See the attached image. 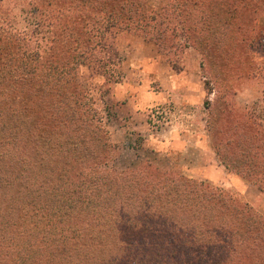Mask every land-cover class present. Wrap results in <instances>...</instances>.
<instances>
[{
    "label": "trees",
    "instance_id": "obj_1",
    "mask_svg": "<svg viewBox=\"0 0 264 264\" xmlns=\"http://www.w3.org/2000/svg\"><path fill=\"white\" fill-rule=\"evenodd\" d=\"M56 1L58 8L63 0ZM66 1L74 15L69 48L77 42L79 47L84 38L90 45L81 47L82 55L109 51L112 73L105 83L116 76L112 67L125 60L116 42L121 33L140 35L162 51L175 50L176 33H189V4L200 2L168 0L157 9L149 0ZM44 2L35 0L39 32L45 26ZM86 6L91 22L84 31L76 11ZM29 42L28 33L0 18V214L6 226L0 264H192L195 250H200L196 264H243L238 262L242 255L249 264H264L263 216L222 189L171 179L150 163L132 170L115 167L113 145L94 100L83 105L86 109L60 108L75 98L66 85L81 84L74 74L69 80L70 57L57 56L52 80L44 75L32 80V66L39 70L42 62L32 65L38 53L30 58ZM85 66L83 61L78 68ZM117 75L121 78V72ZM28 85L38 87L34 98ZM49 154L62 165L51 163ZM247 154L238 162L225 161L226 168L256 181L264 193ZM187 207L199 216L195 211L185 220L174 210ZM159 235L166 238L160 242Z\"/></svg>",
    "mask_w": 264,
    "mask_h": 264
},
{
    "label": "rangeland",
    "instance_id": "obj_2",
    "mask_svg": "<svg viewBox=\"0 0 264 264\" xmlns=\"http://www.w3.org/2000/svg\"><path fill=\"white\" fill-rule=\"evenodd\" d=\"M149 1L157 9L168 3V0ZM56 2L59 3L56 0H45L43 3L41 13L45 26L41 32L35 30L36 25L40 22L38 17L40 11H36L35 0H2L0 18L3 21L4 19L11 21L15 29L29 34L30 58L32 59V53H38V56L33 58L32 65H35L36 60L42 62L39 70L32 66V80H37L38 77L42 78L40 75H44L46 80H52L53 78L48 77L56 75L53 65L56 64L57 56L65 54L64 58L70 57V64H67L66 67L74 66V68L70 73L69 80H72L74 74L81 84L77 86L76 80L72 84L66 85L65 91L70 93L72 91L75 98L65 100L60 108L68 110L74 106L71 109H86L84 104L89 103V106H92L90 101L94 100V110H97L99 116L104 118L106 130L113 145L110 154L113 157L114 166L120 170H132L150 163L158 170L169 173L171 179L177 180L183 177L214 189H222L233 200L239 204H248L255 212L264 217V208L251 204L248 200L250 197L215 182L193 178V173L185 174L184 160H177L171 165L166 160L159 161L152 154L132 151L127 146L116 143L112 138V128L109 126L108 116L121 104L120 101L112 99V95L117 82L124 81L126 73L125 66L123 67L124 62L119 67H112L117 70V73L121 72V78H118L116 73L115 77L105 83L106 78H109L108 75L112 73V69L107 63L109 51L90 54L85 52L82 55L81 47L83 48L86 43L90 45L84 38L79 42V47L77 42L69 48L68 38L73 29L71 20L74 17L71 12L73 10L66 0H63L65 5L63 2L57 4L58 8H55ZM172 2L174 3V1ZM88 10L89 7L86 6L82 8V11H76V16L81 17L83 25L86 26L84 31L87 30L88 24L91 22L90 10ZM187 12L185 20L187 29H189L188 36L177 32L174 37L177 49L162 51L158 47V50L162 58L174 70L198 69L203 76L207 92L205 107L207 108L208 133L214 151L211 154L212 158L226 168L225 161L231 163L233 160L241 161L240 158L244 160L248 157L247 153L249 152V158L252 161L251 169L255 174H258L261 185L264 187V0H200L196 5H194V1H191ZM64 14H67L68 17H64ZM67 20L70 23L66 29L64 22ZM81 55L83 58H80ZM83 61L87 62L88 66L78 68ZM73 62L75 65H72ZM78 62L79 64H77ZM99 67L102 68L99 69ZM65 75L64 77H67ZM66 80L68 79L66 78ZM75 85L79 88L75 89ZM28 89L29 98H34L36 94H39L38 87L28 85ZM155 90H159V87H155ZM161 116L160 112L157 114L154 112V118ZM152 126L154 127V124ZM157 129L154 128V131ZM52 155L49 154L48 160L61 166L62 164L58 162L60 160H56ZM224 158H228V160H224ZM193 165L194 167L196 165L194 160ZM238 168L241 169V167ZM227 170L236 175L233 170L229 168ZM243 179L259 188L256 181ZM127 192L130 193V190ZM0 198L3 200L4 197ZM174 210L181 214L185 220L191 219L193 212L197 211L196 215L198 213V210L193 211L192 207L180 210L175 208ZM203 212L207 213V210L204 209ZM1 217H3L2 214H0V240L4 236L3 231L6 228L5 220H2ZM143 238L149 242H155L148 235ZM165 238V235H159L160 240L158 241L161 242ZM199 251H192L193 254L190 257V260H193L192 264L199 261L197 258L200 254ZM238 262L249 264L251 260L242 255Z\"/></svg>",
    "mask_w": 264,
    "mask_h": 264
},
{
    "label": "crops",
    "instance_id": "obj_3",
    "mask_svg": "<svg viewBox=\"0 0 264 264\" xmlns=\"http://www.w3.org/2000/svg\"><path fill=\"white\" fill-rule=\"evenodd\" d=\"M117 45L125 58L126 73L112 95L121 104L108 116L116 143L171 165L184 160L185 174L235 189L250 197L254 206L264 208V193L257 186L229 173L212 158L207 92L198 69L174 70L154 42L137 34L119 35ZM157 111L162 116L154 118Z\"/></svg>",
    "mask_w": 264,
    "mask_h": 264
}]
</instances>
